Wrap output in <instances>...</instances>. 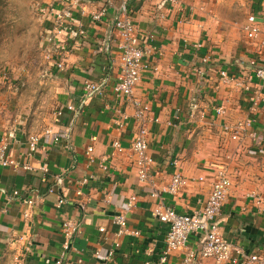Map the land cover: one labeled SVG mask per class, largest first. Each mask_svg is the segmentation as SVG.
Returning <instances> with one entry per match:
<instances>
[{"label":"crops","instance_id":"crops-1","mask_svg":"<svg viewBox=\"0 0 264 264\" xmlns=\"http://www.w3.org/2000/svg\"><path fill=\"white\" fill-rule=\"evenodd\" d=\"M55 2L34 0L33 9L48 70L57 72L51 82L61 114L38 132L8 129L0 115V135L9 139L10 154L32 167L0 165V264H53L63 250L62 223L70 218L79 220L81 229L63 264H158L167 225L152 215L153 206L163 202L179 212L201 211L219 161L232 180L216 219L220 231L247 254L264 256V82L250 65L255 59L256 67L264 68V34L249 39L243 29L250 17L264 27V0L130 1L140 36L154 47L135 95L151 106L149 154L161 171L157 181L161 185L174 171L188 180L178 194L164 193L162 199L153 197L152 187L138 176L131 149L138 130L134 106L113 91L120 72L115 41L120 0ZM53 3L72 12L62 34L53 32L55 14L48 10ZM100 11L104 15L94 19ZM58 54L62 68L53 62ZM222 70L244 83L249 82L245 74L252 73L249 88L224 83ZM88 82L97 90L89 92ZM252 96L259 97L255 109ZM249 117L251 125L237 138L224 128ZM48 128L60 141L42 134ZM35 133L41 136L32 148L28 138ZM115 141L125 147L123 152L115 150ZM132 196L137 199L126 212L128 226L139 235H118L113 216L126 210ZM200 245V236L191 235L188 248ZM112 247V259L104 262ZM184 252L170 253L168 264H182ZM194 264L216 262L206 257Z\"/></svg>","mask_w":264,"mask_h":264},{"label":"built area","instance_id":"built-area-1","mask_svg":"<svg viewBox=\"0 0 264 264\" xmlns=\"http://www.w3.org/2000/svg\"><path fill=\"white\" fill-rule=\"evenodd\" d=\"M57 2H64L65 0H55ZM131 0H120V13L115 22V41L120 50V72L113 86L114 93L129 100L134 106V118L138 124V130L131 143V149L137 156L136 164L138 168V176L141 181L148 182L151 188V195L162 199L164 193L172 195L178 194L182 188L187 184L188 180L180 171H174L167 181L161 185L157 181V176L161 171L157 169L156 161L149 154V128L148 124L153 121L151 113V106L149 102L144 101L135 95L136 88L138 87L143 71L147 68L145 59L153 53L154 47L149 41H143L139 31L131 18L130 4ZM171 4H179L182 0H166ZM53 3L49 7V12L55 14L53 21V32L55 34H62L71 25L72 12L70 9L58 10L56 4ZM264 14V12H263ZM104 15L103 11L94 14V19H100ZM250 21L243 25L246 36L249 39H256L261 34H264V27L255 23V18L250 17ZM55 38V37H54ZM60 45V42L55 41ZM61 52V51H60ZM62 54H58V59L53 61L58 68L63 67L61 61ZM51 59V54L47 55ZM250 65L254 67V75L264 82V68L256 67L257 62L255 59L250 60ZM221 77L224 83H233L243 89H248L251 83L253 74L246 73L245 77L249 80L244 83L243 80H238L237 76L230 75L226 70L221 71ZM85 88L89 92L97 90V85L91 82L85 84ZM258 96H252V109L258 105ZM69 109H74L73 105H69ZM217 112L223 114L224 107H217ZM61 112H59V115ZM252 119L246 118L241 120L235 125H225L226 131L232 133L233 138H237L239 133L250 126ZM53 134L55 141H60V136L54 134L48 128L45 133ZM40 134H30L28 143L30 147L35 148L40 139ZM117 152H123L125 147L119 142L114 143ZM92 147H88V153L92 151ZM10 141L5 135H0V165L3 167H14L18 169L24 167L31 169L28 163H21L18 159L14 158L10 152ZM91 159V157H90ZM214 178L213 188L206 200V203L201 211L195 213L179 212L174 207L166 206L163 202L156 203L152 208V215L159 221L167 225V233L165 239V248L158 258V264H168V255L174 251H185L182 264H194L197 260L212 257L215 259L216 264H224L229 262L231 264H264V256L256 253L247 254L243 247L235 242H232L224 237L216 222L218 215L225 197L232 185V180L229 175L227 166L224 162H217L214 165ZM63 178L56 177V184H61ZM55 187L52 186L50 191L53 192ZM18 193L15 191V194ZM137 196H132L130 201L127 202L126 210H122L113 216L114 222L117 224L118 235H139L138 230H130L128 226L127 210L133 206V202ZM26 202L33 204L32 199H26ZM81 222L72 218L66 219L62 223V232L64 235L63 250L60 256L54 261L53 264H63V259L66 256L67 250L71 247V239L80 231ZM100 227V230H104ZM191 235L200 236L201 245L198 249L188 248V242ZM115 243V246H118ZM115 252V247L110 248L106 255L103 257L104 262L112 259ZM98 254V253H97Z\"/></svg>","mask_w":264,"mask_h":264},{"label":"rangeland","instance_id":"rangeland-1","mask_svg":"<svg viewBox=\"0 0 264 264\" xmlns=\"http://www.w3.org/2000/svg\"><path fill=\"white\" fill-rule=\"evenodd\" d=\"M33 1L0 0V115L8 129L27 132L49 126L61 109Z\"/></svg>","mask_w":264,"mask_h":264}]
</instances>
